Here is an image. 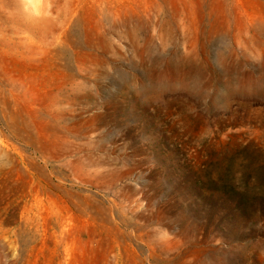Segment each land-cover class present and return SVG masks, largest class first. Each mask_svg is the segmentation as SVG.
Here are the masks:
<instances>
[{
  "label": "rangeland",
  "instance_id": "1",
  "mask_svg": "<svg viewBox=\"0 0 264 264\" xmlns=\"http://www.w3.org/2000/svg\"><path fill=\"white\" fill-rule=\"evenodd\" d=\"M0 264H264V0H0Z\"/></svg>",
  "mask_w": 264,
  "mask_h": 264
}]
</instances>
